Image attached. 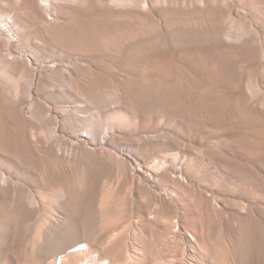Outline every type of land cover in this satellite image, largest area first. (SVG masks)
<instances>
[{
    "label": "rangeland",
    "instance_id": "obj_1",
    "mask_svg": "<svg viewBox=\"0 0 264 264\" xmlns=\"http://www.w3.org/2000/svg\"><path fill=\"white\" fill-rule=\"evenodd\" d=\"M19 1L0 264H264V0Z\"/></svg>",
    "mask_w": 264,
    "mask_h": 264
},
{
    "label": "bare ground",
    "instance_id": "obj_2",
    "mask_svg": "<svg viewBox=\"0 0 264 264\" xmlns=\"http://www.w3.org/2000/svg\"><path fill=\"white\" fill-rule=\"evenodd\" d=\"M21 5L29 11H35V13L43 14L39 9L38 2L36 0H20ZM40 4V3H39ZM192 232V231H191ZM190 239H194V235L189 234ZM196 238V237H195ZM205 251V250H204ZM158 254V253H157ZM149 256V255H148ZM149 258V257H148ZM201 261V260H200ZM200 261H194V264H204ZM131 262V261H130ZM147 262V261H146ZM82 264H121V262H116L111 259H103V258H94V259H85L81 261ZM176 264V263H173ZM182 264V263H179Z\"/></svg>",
    "mask_w": 264,
    "mask_h": 264
}]
</instances>
